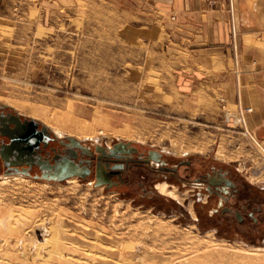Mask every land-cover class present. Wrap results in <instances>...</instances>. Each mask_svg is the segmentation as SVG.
Listing matches in <instances>:
<instances>
[{"label":"rangeland","instance_id":"obj_1","mask_svg":"<svg viewBox=\"0 0 264 264\" xmlns=\"http://www.w3.org/2000/svg\"><path fill=\"white\" fill-rule=\"evenodd\" d=\"M7 1L11 3L0 0V105L25 118H31L29 109H37L51 118L69 117L94 126V137L70 134L87 145L126 141L160 150L176 161L190 160L192 175L213 165L224 166L232 176H243L250 184L264 188V157L254 143L255 138L264 146V127H252L248 110L241 115L237 105L225 101L224 90H196L197 98H191L187 97L188 89L175 86L176 73L172 71L178 63L173 62L171 51L162 52V37L156 41L154 35L146 34L152 17L147 8L123 0H18L7 9ZM68 135L64 132L61 137ZM67 180L48 182L52 184L45 190L40 185L44 181H34L40 183L34 187V196L43 203L35 208L38 213L30 232V252L39 243L41 255L48 256L50 248L45 242L58 218L43 210L52 203L75 214L74 218L117 233L139 225L134 214H150L163 223L170 220L184 232L189 230L191 238L264 248L262 235L258 242H247L239 233L203 226L188 190L180 194L176 188L181 201L165 195L161 201H143L120 190L111 192L94 183L89 186L91 179L79 178V191L72 193L67 190ZM63 220L69 230L82 232L74 221ZM57 228L62 234L58 243L72 251L56 254L49 258V264H86L80 258L82 248L66 243L64 228ZM159 237L167 238L163 234ZM174 241V248L192 245L190 240L186 244ZM9 250L16 249L3 248L2 254ZM239 253L259 255L246 249H239ZM259 256L264 257V252ZM9 262L4 264H15V260ZM203 264L218 263L211 260ZM239 264L249 263L239 260Z\"/></svg>","mask_w":264,"mask_h":264},{"label":"flooded vegetation","instance_id":"obj_2","mask_svg":"<svg viewBox=\"0 0 264 264\" xmlns=\"http://www.w3.org/2000/svg\"><path fill=\"white\" fill-rule=\"evenodd\" d=\"M11 114L17 113L0 107V174L3 176L56 183L73 178L66 177L70 173L80 174L74 177L91 179L95 185L102 183L99 186L108 191L120 190L125 196L143 201L163 200L164 195H160L156 185L166 183L169 189H179L180 194L189 191L203 226L239 233V238L247 242H258L264 236V188L250 184L243 176H232L227 167L213 165L208 171H196L192 175L194 168L190 160L176 161L160 150L126 141L104 146L82 142L76 145L67 136L47 133L42 129L43 123L30 124L27 121L30 118L19 114L20 121L15 123ZM16 127H24L25 133H15ZM1 131L13 133L20 145L9 149L11 138ZM16 161L24 163L14 164Z\"/></svg>","mask_w":264,"mask_h":264},{"label":"bare ground","instance_id":"obj_3","mask_svg":"<svg viewBox=\"0 0 264 264\" xmlns=\"http://www.w3.org/2000/svg\"><path fill=\"white\" fill-rule=\"evenodd\" d=\"M20 109L23 110L21 107ZM29 110L28 116L30 115L34 120L39 118L40 122L58 137L62 136L64 132L72 136L77 134L79 137H94L92 136L94 126L82 124L69 117H58L54 114L51 118L47 113L37 109ZM243 121L245 120L243 119ZM69 135L67 137H72ZM254 143L264 157V146L255 138ZM262 176L264 177L263 174ZM77 180L76 177L68 179L69 187L67 190L76 193L79 184ZM92 183L89 182L88 185L91 186ZM39 184L22 176L0 177V264H4L5 260H8V262L15 260V264H49V258L56 254L59 256L65 251H72L66 245L58 243L61 242L59 237L62 236L61 232L57 233V227L59 226L64 228L63 237L66 239V243L76 248H82L83 253H81L80 258L85 259L86 264H203L211 260H215L218 264L229 261L239 264V260L242 263L247 262L249 264L264 262V257L259 256L264 252V248L247 247L240 243L230 244L225 241L217 243L209 239L206 241L191 238L189 230L184 232L175 227L170 220L163 223L157 216L154 217L150 214H134L133 217L137 218L135 220L139 221V225L127 227V230L123 233H117L111 229H106L102 225L92 223V221L74 218L75 214H72L73 217L68 213L69 211L57 203H52L43 210L49 216L53 213L58 218L57 225L55 223L49 240L45 242L47 247L50 248L48 256L41 255V244L39 243H36L34 251L30 252L29 246L32 235L30 232L35 222V215L38 213L35 208L42 207L43 203L34 196V187ZM48 184L52 183L44 182L40 185L45 190L49 187ZM156 189L160 195L182 200L178 196L176 188L169 189L166 183L157 184ZM63 219L74 221L78 227H81L82 232L76 234L74 231L69 230ZM159 234H163L167 238L160 239ZM168 238L170 239L168 240ZM174 239L181 240L185 242L184 244L188 243L187 240H190L192 245L186 248H177V246L174 248L173 244L177 243ZM148 241L151 242V245L147 243ZM79 244L82 245L79 246ZM211 246H214L215 249H211ZM8 247L16 250L14 252L9 250L8 253L2 254L3 248ZM239 249H246L259 255H243L239 253ZM37 258H39V261L36 260Z\"/></svg>","mask_w":264,"mask_h":264},{"label":"crops","instance_id":"obj_4","mask_svg":"<svg viewBox=\"0 0 264 264\" xmlns=\"http://www.w3.org/2000/svg\"><path fill=\"white\" fill-rule=\"evenodd\" d=\"M123 1L148 9L146 34L162 37V52L178 63L172 71L178 89L191 98L196 90H224L241 115L248 110L252 127H264V0Z\"/></svg>","mask_w":264,"mask_h":264},{"label":"water","instance_id":"obj_5","mask_svg":"<svg viewBox=\"0 0 264 264\" xmlns=\"http://www.w3.org/2000/svg\"><path fill=\"white\" fill-rule=\"evenodd\" d=\"M0 107H6L5 105H0ZM11 116L12 117H14V119L16 120L15 121V123L18 121H20V119H19V115H13V114H11ZM28 121V123H30V124H34V125H38V123H39V121H37V120H34V119H32V118H30V120H27ZM42 129H43V131H46L47 133H50V129L46 126V125H44L43 124V127H42ZM17 131V132H16ZM16 131H15V133H20V135L22 134V133H25V129H24V127H20V128H17L16 127ZM1 134H3V135H7L9 138H11V142H10V144H9V149H14L15 147H17L18 145H20V141H18V140H16L15 139V137H14V135H13V133H9V132H4V131H1ZM68 139H70L72 142H74L76 145H79L80 143H81V141H79L78 139H76L75 137H68ZM127 143H130V142H127ZM14 164H23L24 162H22V161H16V162H13ZM75 175H79V176H81L80 174H72V173H70V174H68V176H66V177H74ZM99 185H102V183H97L96 184V186H99Z\"/></svg>","mask_w":264,"mask_h":264}]
</instances>
